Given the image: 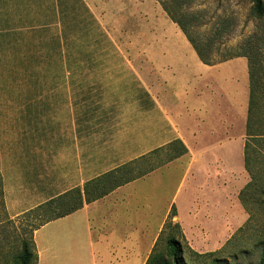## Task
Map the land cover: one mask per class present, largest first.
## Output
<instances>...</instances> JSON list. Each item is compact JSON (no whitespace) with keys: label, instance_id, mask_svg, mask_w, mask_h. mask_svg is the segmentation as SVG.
I'll return each instance as SVG.
<instances>
[{"label":"crops","instance_id":"crops-1","mask_svg":"<svg viewBox=\"0 0 264 264\" xmlns=\"http://www.w3.org/2000/svg\"><path fill=\"white\" fill-rule=\"evenodd\" d=\"M248 103L247 57L203 62L158 0H0L8 215L136 159L152 168L35 230L36 264H145L173 204L188 216L187 174L238 140L244 165Z\"/></svg>","mask_w":264,"mask_h":264},{"label":"rangeland","instance_id":"rangeland-1","mask_svg":"<svg viewBox=\"0 0 264 264\" xmlns=\"http://www.w3.org/2000/svg\"><path fill=\"white\" fill-rule=\"evenodd\" d=\"M158 2L162 6L165 2L175 16L188 13L193 21L191 23L193 36L201 40L203 46L211 45L215 58L223 59L231 54L235 46L254 33L260 39L259 43L262 46L260 56L264 58V17L259 19L254 15L251 0H158ZM242 152L238 140L231 145L229 151L222 150V157L218 159L215 157V165L213 158L206 156L204 159L212 165H206L187 174L189 187L193 191L191 205L186 203L189 212L187 215H190V218L184 217L182 209V215L172 219L180 222L183 229L185 240H182V243L189 264L264 262L263 196L261 197L257 190L248 192L245 195L247 207L240 200L239 193L250 180V175L243 165ZM150 167V163L143 162L134 173ZM32 221H34L32 217L11 218L0 196V249H2L0 252L10 254L18 252L22 239L28 238L31 234ZM164 229L165 225L157 237L160 246H165L164 239L168 230L165 229L164 232Z\"/></svg>","mask_w":264,"mask_h":264},{"label":"trees","instance_id":"trees-1","mask_svg":"<svg viewBox=\"0 0 264 264\" xmlns=\"http://www.w3.org/2000/svg\"><path fill=\"white\" fill-rule=\"evenodd\" d=\"M252 11L256 17L262 19L264 17V0H251ZM164 9L170 17L176 22L187 38L195 48L201 60L207 64H214L236 56H246L248 59L249 71V103L248 115L246 120L245 143H244V168L250 175V180L241 189L239 196L242 204L247 207V199L245 195L257 190L264 204V58L260 56L262 46L259 43L257 34L254 33L246 40L242 41L238 46L233 48V52L223 59H217L213 56V48L206 44L203 46L201 40L194 37L191 30V20L188 13L182 16H175L169 9L167 4L163 3ZM179 143L186 152L187 148L182 141L177 140L169 147L170 159L179 155L176 144ZM146 160V161H143ZM147 162V157L136 159L125 163L113 170H110L92 180L85 183L83 188L76 187L70 189L63 194L49 199L48 201L28 210L19 217H32L34 221L31 223L30 236L23 238L21 249L16 253L0 252V264H36L38 254L34 241V232L47 222L59 217L70 214L84 206L85 202H91L98 199L116 187L125 184L133 179L147 174L152 168L142 170V172L134 173L135 169ZM0 196L3 201V181L0 173ZM177 214L176 205L173 204L170 213V219L165 224L168 230L165 240V246L159 245L156 241L151 253L149 254L145 264H189L185 257V248L182 240L185 235L180 222L173 221V217ZM164 229V232H165ZM191 249L189 246H187ZM2 249H0L1 251ZM264 257V254H263ZM263 261V259H262ZM261 264H264L262 262Z\"/></svg>","mask_w":264,"mask_h":264}]
</instances>
